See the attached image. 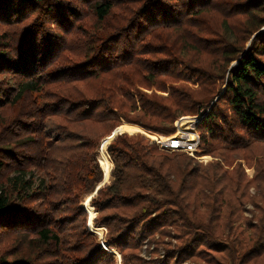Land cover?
I'll return each instance as SVG.
<instances>
[{
	"label": "trees",
	"instance_id": "obj_1",
	"mask_svg": "<svg viewBox=\"0 0 264 264\" xmlns=\"http://www.w3.org/2000/svg\"><path fill=\"white\" fill-rule=\"evenodd\" d=\"M66 1L0 0V21L19 24L0 41V236H18L0 264H115L82 208L104 177L85 209L120 264H264V0H83L103 27L63 41L82 18ZM213 11L220 41L203 44ZM198 115L192 156L142 134L102 141L120 126L170 136ZM145 241L163 257L143 259Z\"/></svg>",
	"mask_w": 264,
	"mask_h": 264
},
{
	"label": "rangeland",
	"instance_id": "obj_2",
	"mask_svg": "<svg viewBox=\"0 0 264 264\" xmlns=\"http://www.w3.org/2000/svg\"><path fill=\"white\" fill-rule=\"evenodd\" d=\"M83 0H67L65 2V4L67 5H73L74 7H76V9L78 11H80V13L82 14V18L81 20L77 21V22H74L75 26H78V29L76 31V34H67L63 37V41H77V40H74V36L75 35H79L81 33V29H94L95 31L99 32L97 29L98 27L99 28H102L103 27V24H100L98 22H96V19L93 17V15L91 14V12L88 11L85 3L82 2ZM114 2L116 1V3H118V5L120 4V6H126V7H129V10H133L137 7V5L139 4V2H136L134 4V1L135 0H129V2H125L126 0H118L119 2H117V0H113ZM139 1V0H138ZM218 6V9H219V5ZM127 14L124 12V9H122L121 7H118L114 10V13H113V16L110 17L109 19V22L108 24H115V20L118 18V17H122V16H126ZM222 14L219 12V11H213V12H210V14H208L206 17H205V21H204V25L202 26V32L200 33V37H202V41H203V44H216L218 41H214L215 39H218V37L220 36V33H221V30H222V26H221V20H222ZM34 16L24 20V21H21L20 20V28L22 27H27L29 25H31L33 22H34ZM239 19V22H244L245 20V17H242V18H238ZM6 20L4 19L3 21H0V41H6L7 38L11 37L12 34L14 33V31L18 28L19 24H16V23H10V22H5ZM232 24V23H231ZM261 30H264V27L261 29ZM197 31V30H195ZM168 33L167 31H163V37H165V34ZM202 35V36H201ZM15 37V36H14ZM224 38V37H223ZM169 41H174V35L169 37ZM250 41V40H249ZM219 43V42H218ZM249 44V42L247 43V45ZM216 47L213 49V51L216 50ZM212 60L211 56L208 57V60L206 61L205 59V67L208 66L209 62ZM235 62H232L231 65H234ZM182 67V66H181ZM217 86L221 87V89H219V92H220V95L222 94L225 86L220 82H218L216 84ZM192 88H194V90H199V87H198V82H196L195 85H190ZM218 98V97H217ZM216 98V99H217ZM216 99H214L212 101V104L216 102ZM181 117H184L183 119H188V118H196V116H181ZM178 121V119L174 122V124ZM120 127H132L133 129H135L134 131H131V132H126V131H123L124 133L126 134H129V135H136V134H144V136L150 141L152 142L153 140L151 139L153 136V138L156 139V137L158 136H162V135H157V134H152V133H149V132H143L142 129H139L137 127H133V126H120ZM118 127V129L120 128ZM175 127V125H174ZM180 128V132L182 133H186L184 136H186V140H181L179 138L180 135L182 134H177L175 135L174 138L175 139V142H177L178 144L180 143V145H187L188 141H192V137H193V127L188 123V121H181V124L179 125ZM122 133V132H121ZM134 133V134H133ZM176 133V132H175ZM174 133V134H175ZM149 134V135H148ZM119 135V134H118ZM151 135V136H150ZM173 135V134H172ZM108 137V136H107ZM170 137V136H169ZM106 138V137H105ZM103 138L102 141L105 139ZM169 140V139H168ZM101 141V142H102ZM100 142V143H101ZM108 145V144H107ZM107 147L106 146V152H107ZM197 152V151H196ZM195 152V153H196ZM256 155H264V146H258L254 149L253 151ZM246 154V153H245ZM191 156V155H190ZM250 157V156H249ZM206 158V159H205ZM260 158V157H259ZM97 159L99 160L98 163H100L101 165V162L102 161H105L107 162L108 165L109 164V159H108V155H107V159H104L103 156L101 155V153L99 152V148H98V151H97ZM213 159L212 157L210 156H205V157H198L197 158V161L198 162H201V163H209L211 162ZM240 164L244 167L245 169V174L247 175L248 178H252L253 175H254V166L251 165V166H247L246 165V162L245 160L241 159L239 160ZM112 164V163H111ZM235 165V163H234ZM246 165V166H245ZM102 169V168H101ZM112 169V168H111ZM103 172V171H102ZM111 173V171H110ZM111 176V174H110ZM103 177H104V174H103ZM105 178V177H104ZM113 178V177H112ZM102 180H104L102 178ZM113 180V179H112ZM112 180L108 181L107 183L104 182V184H109ZM103 183V181H102ZM105 186V185H104ZM93 193V192H92ZM88 194L84 197V199L82 200V202L85 200V202H83V206L86 207L89 202V206H90V201H88V198L90 197V195L92 194ZM250 193L253 194L254 193V190L251 188L250 189ZM82 202H81V205H82ZM91 207V206H90ZM87 213H89V216L90 218L92 219L93 216H91V211L89 210ZM96 213V212H94ZM97 214V213H96ZM96 214L94 216H96ZM243 216L248 218V219H251L253 222H256L257 221V218H258V213L257 211L255 210H252V206L251 205H246L245 206V211L243 212ZM95 218V217H94ZM93 218V219H94ZM87 219H88V214H87ZM92 219V220H93ZM91 226H93L92 222H91V225L89 226V229L90 231H92L93 233H95L94 236H96L97 240L99 242H101V248L106 250L109 254H111L114 258H115V264H120L121 262V255L120 253H118L117 251L115 250H112V249H108L106 243L104 242V236L106 234V230L104 227H98L97 229L98 230H93L91 228ZM94 227V226H93ZM95 228V227H94ZM88 229V228H87ZM102 229V230H101ZM89 231V230H88ZM89 231V232H90ZM91 233V232H90ZM92 234V233H91ZM18 236H12V237H9V236H0V253L4 252L5 253H10L11 250H13L12 248L16 245L15 243V239L17 238ZM175 243V242H174ZM104 244L106 245V247L104 246ZM152 252H153V245H148V243H146V241L143 243V245L141 246V251H140V256L145 259V260H150L152 257L156 258V257H159V258H162L163 257V250L159 249L157 251V254L156 256H153L152 255ZM117 255L119 257H117ZM183 264H204L202 262H197V263H194V262H185Z\"/></svg>",
	"mask_w": 264,
	"mask_h": 264
},
{
	"label": "built area",
	"instance_id": "obj_3",
	"mask_svg": "<svg viewBox=\"0 0 264 264\" xmlns=\"http://www.w3.org/2000/svg\"><path fill=\"white\" fill-rule=\"evenodd\" d=\"M204 117V115H198L196 116V118H193L191 119L190 121L192 122L191 123V126L193 127V137H192V141H188L187 145H180L178 144L177 142H175V139L176 137H174L175 135L177 134H182L179 136V138L183 141V140H186V136H184L185 134L180 132V128L179 125L181 124V121L184 120L183 118L184 117H180L178 118V121L174 124L175 125V134L173 135H170L169 136H158L156 137L155 140H153L152 142H154L156 145H158L161 149H164V150H168V151H179V152H184L188 155H193L196 151H197V148L199 146V141H200V138H199V135L197 134L196 132V125L199 123V121ZM169 139V140H168Z\"/></svg>",
	"mask_w": 264,
	"mask_h": 264
},
{
	"label": "water",
	"instance_id": "obj_4",
	"mask_svg": "<svg viewBox=\"0 0 264 264\" xmlns=\"http://www.w3.org/2000/svg\"><path fill=\"white\" fill-rule=\"evenodd\" d=\"M118 134H122V133H118L117 132V129H115L108 137H106L104 140H106V141H108V145H109V143L118 135ZM142 135H144V134H142ZM100 145H101V143L99 144V147H100ZM107 145V146H108ZM113 167V166H112ZM103 181V180H102ZM102 181L95 187V189H94V191H93V193L90 195V197L88 198V201H90L91 200V198L93 197V196H95L96 195V193L99 191V189L101 188V187H103L104 185H106V184H102ZM82 206V205H81ZM82 208L84 209V211L87 213V210L85 209V207H83L82 206ZM95 212V211H94ZM88 214V213H87ZM96 214V213H95ZM95 217V216H94ZM93 217V218H94ZM91 225V221H90V217H89V214H88V219H87V228H88V230L90 231V229H89V226ZM92 234H94L95 235V233H93L92 231H90ZM104 246L106 247V245L104 244Z\"/></svg>",
	"mask_w": 264,
	"mask_h": 264
},
{
	"label": "bare ground",
	"instance_id": "obj_5",
	"mask_svg": "<svg viewBox=\"0 0 264 264\" xmlns=\"http://www.w3.org/2000/svg\"><path fill=\"white\" fill-rule=\"evenodd\" d=\"M117 132H118V133H121V132L118 130V128H117ZM122 133H124V132H122ZM133 134H134V133H133ZM107 180H108V178H107V179H105V178H104V180H103V183H102V184H104V182H107ZM89 207H90V206H89ZM90 209H91V208H90ZM91 213H92V214H91V216H93L92 209H91ZM89 217H90V216H89ZM90 221L92 222V219H91V218H90Z\"/></svg>",
	"mask_w": 264,
	"mask_h": 264
}]
</instances>
